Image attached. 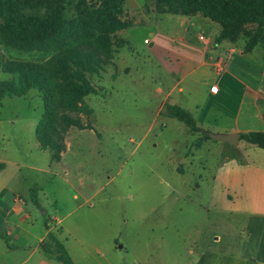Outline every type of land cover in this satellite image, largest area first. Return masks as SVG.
I'll use <instances>...</instances> for the list:
<instances>
[{
    "label": "rangeland",
    "instance_id": "rangeland-1",
    "mask_svg": "<svg viewBox=\"0 0 264 264\" xmlns=\"http://www.w3.org/2000/svg\"><path fill=\"white\" fill-rule=\"evenodd\" d=\"M153 3L126 0L122 20L128 25L118 30L79 20L70 4L66 14L72 24L62 36L16 49L0 41V82L10 77L1 70L3 60L53 65L73 43L100 60L85 74L94 92L83 95L69 113L92 128L65 127L59 114L53 117L61 144L58 160L35 137L45 110L43 94L31 88L0 98L4 179L22 195L16 198L27 204L28 222L32 209L31 223H20L18 236L10 237L13 245L27 247L0 251V264H61L34 248L49 230L73 264H202L211 252L241 246L247 214L229 210L258 209L264 196V150L205 138L203 131L264 130L258 115L259 107L264 115V104L257 105L251 94L264 95V44L245 52L242 36L184 55L182 44L151 40V25L160 18V32L170 35L186 26L174 19L186 16L157 13ZM218 29L206 22L199 31L213 39ZM97 38L99 47L83 44ZM50 74L54 84H61ZM166 102L188 109L202 130L191 131L167 116ZM32 194L38 205L31 202ZM0 246L5 247L3 240Z\"/></svg>",
    "mask_w": 264,
    "mask_h": 264
},
{
    "label": "trees",
    "instance_id": "trees-1",
    "mask_svg": "<svg viewBox=\"0 0 264 264\" xmlns=\"http://www.w3.org/2000/svg\"><path fill=\"white\" fill-rule=\"evenodd\" d=\"M157 13L198 15L206 17L218 25L219 29L213 41L235 43L239 37H245L243 50L249 52L259 42L264 44V0H152ZM126 0H0V41L7 49L16 46H31L51 41L62 36L70 28L72 21L66 14V5L78 9L79 20H86L95 25H112L114 30L128 25L122 20ZM34 8L25 12L23 8ZM43 8V12L36 11ZM144 7L149 8L147 3ZM100 33L104 30H98ZM97 39L83 41L84 45L99 47ZM103 46V45H101ZM108 55L106 47H103ZM100 62L89 49L80 43H73L58 53L53 65L50 62L23 59H5L1 70L10 77L0 82V98L20 96L31 88L38 89L45 100V110L36 125L35 137L40 147L51 150V158H60L61 144L53 117L59 114L65 127L91 129L89 123H83L69 113L77 110V102L83 95L93 93L94 88L86 78V73L94 71ZM53 73L61 81L54 84ZM167 116L182 121L191 131H201L191 112L174 103H164ZM205 138H210L203 131ZM238 140L264 150V130H249L238 133ZM198 143V142H197ZM199 144V143H198ZM5 163L0 161V169ZM34 187L30 188L34 192ZM31 201L38 205L33 194ZM46 222V221H44ZM1 235V234H0ZM2 236V235H1ZM39 247L47 256L50 254L61 264H73V261L56 234L49 230Z\"/></svg>",
    "mask_w": 264,
    "mask_h": 264
},
{
    "label": "crops",
    "instance_id": "crops-1",
    "mask_svg": "<svg viewBox=\"0 0 264 264\" xmlns=\"http://www.w3.org/2000/svg\"><path fill=\"white\" fill-rule=\"evenodd\" d=\"M184 16H186L183 17L184 19L175 18L174 20H177V22H182L186 26L183 29L174 30V33L170 35H164L160 32L158 28L160 18H156L154 24L151 25L153 28L151 29V40L158 38V42L162 40L166 43L173 41L177 44H182V46H185L183 54L188 56H192L196 52H203L205 49H207V46L214 41L210 37L205 38L202 34H200L201 32L199 29L203 23H213V21L198 15ZM194 32H197L196 36L193 35ZM199 43L202 44L200 45ZM244 94L245 92H243V95ZM251 94L254 96V101L256 104L259 101L260 103L264 104V95H262L260 91H253ZM262 113V109L259 107V119L264 122V115ZM230 131H236L239 133L243 131H249V129L241 130L239 127L231 126L224 130L223 133ZM239 142L240 141L237 140V144ZM0 161L3 162L1 157ZM5 169L6 165L4 168L0 169V234L2 235H0V240H3L5 245V247L0 246V251L3 252L7 250V252H10L18 247H27L26 243L13 245L11 243L10 237H12V235H15V238L18 236V233L16 232L17 226L20 223H31L30 216L32 209L28 215V218L30 219V222H28V219L25 220L24 215V210L27 208V204L25 202L21 204L17 200V195L21 194L15 190L14 183H11L8 178L4 179ZM31 202H29V204ZM245 205H247V203H245ZM255 207H258V209H254L252 206L248 205L246 208H233L232 210H229V212L231 211L247 214L242 225L246 230V235L243 236V242L238 248H229L226 250H217L211 252L209 258L206 259V261H204L202 264H264V196ZM16 218L18 219V222L15 221ZM219 238L220 236L218 235L214 239L217 241ZM40 239L41 235L34 243L35 249L39 248V243L41 241Z\"/></svg>",
    "mask_w": 264,
    "mask_h": 264
},
{
    "label": "water",
    "instance_id": "water-1",
    "mask_svg": "<svg viewBox=\"0 0 264 264\" xmlns=\"http://www.w3.org/2000/svg\"><path fill=\"white\" fill-rule=\"evenodd\" d=\"M206 133L210 138L214 140L227 142L232 145L237 144L238 133L236 131H230L226 133L223 132H206Z\"/></svg>",
    "mask_w": 264,
    "mask_h": 264
},
{
    "label": "built area",
    "instance_id": "built-area-1",
    "mask_svg": "<svg viewBox=\"0 0 264 264\" xmlns=\"http://www.w3.org/2000/svg\"><path fill=\"white\" fill-rule=\"evenodd\" d=\"M144 42H145V43H147V42H148V40H147V39H144Z\"/></svg>",
    "mask_w": 264,
    "mask_h": 264
}]
</instances>
